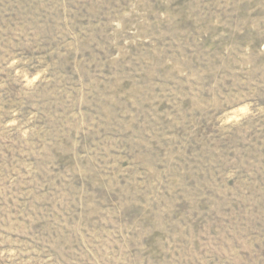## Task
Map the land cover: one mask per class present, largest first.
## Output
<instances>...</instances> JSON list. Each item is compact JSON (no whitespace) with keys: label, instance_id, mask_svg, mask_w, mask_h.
I'll list each match as a JSON object with an SVG mask.
<instances>
[{"label":"rangeland","instance_id":"rangeland-1","mask_svg":"<svg viewBox=\"0 0 264 264\" xmlns=\"http://www.w3.org/2000/svg\"><path fill=\"white\" fill-rule=\"evenodd\" d=\"M0 264H264V0H0Z\"/></svg>","mask_w":264,"mask_h":264}]
</instances>
